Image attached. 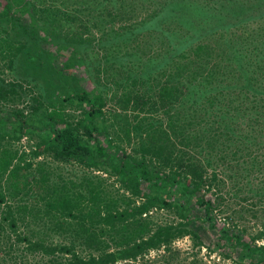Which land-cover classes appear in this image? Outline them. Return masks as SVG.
Here are the masks:
<instances>
[{
    "label": "trees",
    "instance_id": "16d2710c",
    "mask_svg": "<svg viewBox=\"0 0 264 264\" xmlns=\"http://www.w3.org/2000/svg\"><path fill=\"white\" fill-rule=\"evenodd\" d=\"M263 241L264 0H0V264Z\"/></svg>",
    "mask_w": 264,
    "mask_h": 264
},
{
    "label": "rangeland",
    "instance_id": "374dc122",
    "mask_svg": "<svg viewBox=\"0 0 264 264\" xmlns=\"http://www.w3.org/2000/svg\"><path fill=\"white\" fill-rule=\"evenodd\" d=\"M8 77V76H7ZM22 144H26V141L23 139L22 141ZM73 170L74 168L68 166V167H65V170L63 171L64 173H66L67 171L69 170ZM76 169H74L75 171ZM68 173V172H67ZM158 216L160 217H164V216H168L167 213L165 212H159ZM264 242V241H263ZM176 246L182 248V249H189L190 246H191V241L189 240L188 237H184V238H181L179 240H177L175 243H174ZM223 263L225 264H229V261H223Z\"/></svg>",
    "mask_w": 264,
    "mask_h": 264
}]
</instances>
